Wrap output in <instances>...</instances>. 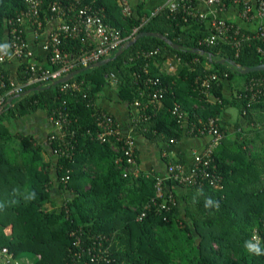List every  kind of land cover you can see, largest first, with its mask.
Returning a JSON list of instances; mask_svg holds the SVG:
<instances>
[{
	"label": "trees",
	"instance_id": "obj_1",
	"mask_svg": "<svg viewBox=\"0 0 264 264\" xmlns=\"http://www.w3.org/2000/svg\"><path fill=\"white\" fill-rule=\"evenodd\" d=\"M41 2L42 27H31L36 33L50 19L53 0ZM72 3L99 10L104 23L119 30L123 38L149 18L139 33L162 34L180 49L156 38H141L105 66L77 75L68 87L48 86L16 98L10 108H4L0 115V252L6 248L13 259L23 253L36 257L34 263L25 264H84L89 257L83 254L77 259L74 255L79 251L73 244L75 237L81 238L84 248H91L93 236H102L109 253L100 252L96 264H264V97L250 104L244 97L250 80L264 79V72L242 75L230 65L218 63L229 59L240 68L264 64V55L258 52L259 48L264 51V42L246 41L238 49L223 43L199 45L207 35L200 25L204 23L191 18L184 22L180 12L170 14L165 8L150 16L143 10V0L128 16L117 0H65L63 5ZM27 5L26 0H0V52L9 43L11 28L6 22L15 21ZM23 28L19 29L26 38ZM88 48L90 44L82 36L63 39L61 44L70 58ZM176 59L180 62L172 75H156L157 64L175 63ZM7 62L0 67L4 81L24 83L29 63L20 61L18 69L9 72ZM43 68L56 67L47 62ZM212 76L215 79L210 80L208 93L213 99L208 101L201 83ZM156 77L159 87L151 84ZM226 81L233 92L228 98L223 94ZM111 82H115L120 102L140 103L134 129L149 141L179 142L185 131L183 118L188 119L186 130L192 136L208 119L217 120L224 138L222 149L213 158L221 188L205 182L191 187L192 193L185 197L189 221L176 216L174 192L169 190L175 204L165 203L162 209V200L156 199V178L131 172L122 151L116 153L109 143L97 139L101 129L98 116L106 113L97 99ZM34 87L37 85L23 90ZM157 88L162 89V97L153 100ZM176 106L181 118L172 114ZM228 108L237 109L247 126L241 134L237 127L233 138L219 120ZM38 110H44L49 120L67 115L70 121L64 136L48 135L45 148L30 135L12 134L5 123ZM111 144L118 150L122 145L113 140ZM48 150L57 157L56 164ZM53 190L62 196L61 205L52 200ZM163 200L167 202L166 197ZM142 213L145 215L139 220ZM254 230L261 237L257 245L252 244Z\"/></svg>",
	"mask_w": 264,
	"mask_h": 264
},
{
	"label": "built area",
	"instance_id": "obj_2",
	"mask_svg": "<svg viewBox=\"0 0 264 264\" xmlns=\"http://www.w3.org/2000/svg\"><path fill=\"white\" fill-rule=\"evenodd\" d=\"M117 1L122 8V13L126 16L130 15L132 6L128 0ZM26 2L28 4L27 10L23 11L15 21L6 22V25L11 28L8 33L10 37L6 51L0 52V67L9 60L10 56H13L19 61H26L29 63L27 76L24 83L11 81L7 84L4 81V76L0 69V109L7 106L8 99L23 93V88L25 86L37 85V87L46 88L50 86L52 82L76 70L97 63L103 59L113 57L120 47L133 39L135 35L139 34V31L149 19H143L141 24L133 29L132 34L128 38H123L119 30L104 23L103 16L99 10L85 5L81 6L78 3L63 5L65 0H53L50 5V19L47 21L44 30L41 33H37L38 35H41L43 32L45 33L46 28L54 24L49 35L46 36L42 44V50L47 54L48 62L56 67L54 70H49L43 68V64L34 61L33 52L27 46L26 39L22 37V30L19 29L24 25L23 29L27 32L28 30H33L31 27L34 25L38 29L42 27V22L40 21L41 0H26ZM195 2L196 0H164V5L152 11L150 16H154L161 9L165 8L170 14L180 12L184 22H188V19L191 18L200 21V23H204L200 25L206 27V29H203L207 32V35L201 41H198L199 45L206 44L208 46H215L223 43L231 45L234 49H238L240 45L246 41L258 39L264 42V0H204L208 8L214 9L215 12L219 14L234 11L237 21L230 20L222 15L207 19L205 14L197 10ZM79 36H82L89 42L90 48L83 51L80 55L70 58L69 55L61 49L62 40ZM125 41L126 43H124ZM157 51L158 50H155L148 54L144 53V55L149 56ZM258 52L264 55L262 49L259 48ZM207 60L211 59L207 57ZM159 79V77H156L155 80L151 81V84L154 87H159ZM214 79L215 76H212L210 79L203 80L201 83V87L206 88L204 96L208 101L213 99L212 95L208 93V88L210 86V80ZM71 81L61 85L68 87V83ZM113 83L114 82H111V84ZM70 87L75 90L77 89L76 84H71ZM244 90L247 93L244 97L248 98L249 104L250 102L259 101L264 97V79H251L249 85L246 86ZM162 92L161 88H157L152 93L151 98L153 100H159L162 97ZM240 95L241 94L238 96L242 97ZM134 106L138 108L140 103L135 101ZM172 114L177 115L179 118L182 117L177 106L172 110ZM61 116L62 115L55 121L50 119L51 123L57 127L56 134L58 136H64L63 129L70 124L67 115L63 118ZM184 119L185 118L182 120ZM98 121L101 128L97 135L99 142L103 144L109 143L111 149L116 153L122 151L128 166L130 168L135 167L136 148L134 139L123 136L117 121L107 112H101L98 116ZM216 123L217 120L208 119L205 125H202L196 130V136H207L210 138L207 147L195 157L194 164L188 171L181 164L170 163L167 166L168 181L189 187L202 185L205 182L214 189L221 188L222 178L216 172L213 154L221 146L224 134L218 129ZM193 130L194 129L191 128L192 132ZM112 140L113 143H122L119 150L111 144ZM145 177L149 178L151 176L145 175ZM155 187L156 199L162 200V209L165 208V203L175 204L172 193L169 192V190L164 191L162 181L156 179ZM165 197L167 202L163 200ZM144 215L145 214L142 213L138 219L140 220ZM71 236H75V231L71 233ZM93 237V247L91 248H84L81 238L79 236L75 237L73 244L79 251L74 253V255L78 257L77 259L81 258L83 254L89 257L84 264H96V260L100 259V252L104 253V255H108L109 253L108 246H105V243H103L106 238L102 236ZM260 241V235L257 230H254L252 234V244L257 245ZM95 248H97V252ZM103 258L106 260V256H103ZM0 262L4 264H18L6 248H3L0 252Z\"/></svg>",
	"mask_w": 264,
	"mask_h": 264
},
{
	"label": "crops",
	"instance_id": "obj_3",
	"mask_svg": "<svg viewBox=\"0 0 264 264\" xmlns=\"http://www.w3.org/2000/svg\"><path fill=\"white\" fill-rule=\"evenodd\" d=\"M140 1L141 0H128L133 8H135ZM143 2V10L146 13H151L156 8L164 5V0H143ZM195 5L199 12L207 16V19L222 15L225 18L237 21L234 11L219 14L215 12L214 9L208 8L205 5L204 0H196ZM53 26L54 24L47 27L45 33L43 32L41 35H38L33 30H28L26 32L25 39L27 46L33 52L34 61L41 64L47 63V57L42 50V44ZM203 28L206 29V27ZM175 61V63L165 61L162 65L157 64L156 68L158 71L156 75L159 77L163 75H172L177 69L175 64L180 62L179 59H176ZM19 64L20 61L17 58L10 56L5 67L7 71L15 72L18 69ZM114 84L115 82L103 89L101 96L97 99V105L115 118L123 136L134 139L136 148V165L135 167H131L130 171L135 174L154 177L165 183L166 190L168 189L174 192L178 199V204L175 210L176 216L183 221H189L186 217L185 197L192 193V188L168 181L167 166L170 163H178L183 165L187 171L190 170L194 164L195 157L207 147L210 138L207 136H192L187 134L186 129L188 128L189 123L188 119L185 118L182 122L185 131L179 142L170 143L162 139L156 142L149 141L139 131L134 129V121L138 109L134 105L131 106L119 101ZM223 94L227 98L233 94L232 84L229 81L223 83ZM219 120L221 125L226 126L227 136L230 135L231 138L236 134L237 127V133L240 134L243 132L242 130H247L245 121L242 117L238 116V111L235 108H228L225 110ZM5 123L12 134H21L24 136L30 135L44 148L46 147L48 135L57 132V127L51 123L44 110H38L37 112L27 115L19 120H9ZM222 146L223 144L221 143V146L218 149H222ZM249 149H251L253 153L256 152L254 148L252 149L251 145L249 146ZM47 153L53 158L49 150ZM52 193H54L53 201L57 204V199H60V196L58 192ZM192 230L195 239L198 242L199 236L195 233L194 229Z\"/></svg>",
	"mask_w": 264,
	"mask_h": 264
},
{
	"label": "water",
	"instance_id": "obj_4",
	"mask_svg": "<svg viewBox=\"0 0 264 264\" xmlns=\"http://www.w3.org/2000/svg\"><path fill=\"white\" fill-rule=\"evenodd\" d=\"M144 37L156 38V39H159V40L163 41L165 44H167L168 46H170L174 50H179L180 49V47L178 45L173 44L171 41H169L162 34L142 31L139 34L135 35L134 38L129 40L124 46L120 47L118 49V51L114 54L113 57L107 58V59H103V60H101V61H99L97 63H94L92 65H88V66H86V67H84L82 69L76 70V71L66 75L63 78L52 82L50 86H55V85L67 83V82L71 81L75 76H77V75H79V74H81V73H83L85 71L105 66L106 64H108L109 62H111L112 60H114L115 58L120 56L124 50H126L129 47L133 46L135 44V42H137L139 39L144 38ZM193 52L194 53H198V54H204L203 52H200V51H198L196 49H194ZM208 58L211 59V56L208 55ZM218 63L222 64V65H224V64L230 65L232 68L237 69L242 75H247L249 73H255V72H264V64H261V65L255 66V67L240 68L238 65H236L234 62L230 61L229 59L220 60V61H218ZM42 89H44V88H42V87H34V88H31V89H28V90L24 91L23 93H21L20 95H18L16 97L8 99L7 100V104H6L7 105V109L11 107L12 102L16 98L23 97L24 95H27V94L32 93V92H38V91H40ZM3 111H5L4 108L0 109V115L3 113Z\"/></svg>",
	"mask_w": 264,
	"mask_h": 264
},
{
	"label": "rangeland",
	"instance_id": "obj_5",
	"mask_svg": "<svg viewBox=\"0 0 264 264\" xmlns=\"http://www.w3.org/2000/svg\"><path fill=\"white\" fill-rule=\"evenodd\" d=\"M46 54V53H45ZM46 57H47V54H46ZM47 62H48V57H47ZM41 64V63H40ZM46 145H47V141H46ZM53 160H54V164H56L57 162V157H55V154H53ZM54 172V170H53ZM55 173V172H54ZM53 192H55V190H53ZM54 194V193H53ZM60 196V195H59ZM52 200L53 199V196H52ZM63 202V198L62 196H60V199H57V206L58 205H61ZM56 204V203H55ZM51 206H49L50 208ZM52 208V207H51ZM10 228V227H8ZM14 260L18 263V264H25L26 262L28 263H34L35 260H36V257H34V255H32L31 253H23L22 255L14 258ZM0 264H4L3 262H0Z\"/></svg>",
	"mask_w": 264,
	"mask_h": 264
},
{
	"label": "clouds",
	"instance_id": "obj_6",
	"mask_svg": "<svg viewBox=\"0 0 264 264\" xmlns=\"http://www.w3.org/2000/svg\"><path fill=\"white\" fill-rule=\"evenodd\" d=\"M210 203H211V201L209 200V201L207 202L206 206H207L208 204H210ZM247 247H248L249 249H253V247H252L251 245H248ZM254 250L256 251L257 254H260L259 249H254Z\"/></svg>",
	"mask_w": 264,
	"mask_h": 264
}]
</instances>
